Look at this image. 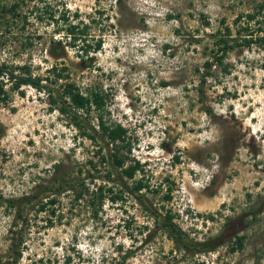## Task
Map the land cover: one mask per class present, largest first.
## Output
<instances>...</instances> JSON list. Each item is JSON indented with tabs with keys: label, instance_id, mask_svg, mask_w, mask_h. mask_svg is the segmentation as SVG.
<instances>
[{
	"label": "rangeland",
	"instance_id": "374dc122",
	"mask_svg": "<svg viewBox=\"0 0 264 264\" xmlns=\"http://www.w3.org/2000/svg\"><path fill=\"white\" fill-rule=\"evenodd\" d=\"M14 3L28 17L24 30L2 13ZM67 10L88 25L87 43L102 41L100 51L59 43L64 34L48 15ZM224 36L234 49L221 66ZM263 38L264 0H0V61L41 76L67 68V82L102 93L104 121L128 131L131 151L116 144L124 168L143 167L124 177L101 133L82 136L32 87L10 93L0 103V264H264ZM82 115L97 132L99 112ZM34 194L56 204L38 212V202L23 200ZM167 215L194 243L219 234L226 242L179 251L162 228ZM239 237L242 249L231 252Z\"/></svg>",
	"mask_w": 264,
	"mask_h": 264
},
{
	"label": "trees",
	"instance_id": "16d2710c",
	"mask_svg": "<svg viewBox=\"0 0 264 264\" xmlns=\"http://www.w3.org/2000/svg\"><path fill=\"white\" fill-rule=\"evenodd\" d=\"M21 5L20 3H14L11 7L3 8L2 13L11 14V18L15 19L20 18V22L24 23L22 29H25V25L28 22V17L26 15H21L20 11ZM56 13H49V22L54 23L57 26L56 33H63L65 41H59V43H65L72 48H77L79 52H82L80 55H89L90 53H97L102 48V41H97L95 45H91L87 43L88 38V25H84L83 21H80V15L78 13H74L71 17L70 11H65L60 15L56 16ZM42 19V18H41ZM40 19V20H41ZM77 21V22H75ZM208 24V23H207ZM227 34H230V28H227ZM81 42L84 43L83 46H80ZM253 40H246L245 45L251 46ZM264 42V38L262 39ZM219 45L221 46L216 60L219 65L224 66V60L228 53L234 49L233 45H230L229 41L225 39V36L221 38L219 41ZM208 66L209 63H207ZM68 69H58V67L52 68L48 74L49 76H41L34 75L28 65H19L14 63H9L8 61H0V103L8 104L10 100V93L17 92L19 95H24V91L22 88L29 86L34 88L39 93L47 94L50 98V104L58 108L59 112L62 115L69 117L79 130L82 131V136L88 137L91 140H95V133H101L104 140H106V145L117 149V153L112 155L114 159V166L116 168H122V174L124 177L133 180L138 172H140L143 167L139 162H135L134 165H131L127 168H124V159L118 156V149H122L116 144L118 142L122 143V147L126 148L128 146V151H131L130 145H126L127 134L128 131L121 125L117 124H109L104 121L103 115L100 113L106 106V97L99 93L96 90H87L85 93L78 87L75 83L67 82L70 79V75L67 73ZM224 73H229L228 67H223ZM211 71H208L205 74V79L210 76ZM53 76V77H51ZM61 81H66L64 85H61V92L54 93V91L50 88L51 84H59ZM208 114H211L210 109H206ZM93 112H99L97 116V132L96 129L91 125L87 127L83 123L82 114H84L87 119L91 116ZM94 132V134L92 133ZM105 159L104 157L102 158ZM59 168V167H57ZM134 189L137 192H141L146 188V185L142 180L135 181ZM72 190H75L76 199L83 198L84 189L82 191H77L76 187H72ZM43 189V188H42ZM46 189V188H45ZM118 197L117 195H113L111 199L116 201ZM105 192L104 188L101 186L97 190L96 198L91 200L90 203L93 207H95V215L98 214V208H102L105 202ZM28 203L38 202V212H44L47 205L56 204V200L46 197L47 203L43 202V199H40L38 194H34L33 196H27L23 199ZM38 200V201H37ZM55 215V211L51 213V215L46 219L45 222L49 224V226H53L54 222L52 217ZM18 218H22V215L19 213ZM212 218V217H210ZM162 228L164 232L167 234L168 238L177 246V250L183 251L186 254H202L216 251L219 247H221L226 241L223 234H219L215 238L204 241L201 243H194L193 240H190L188 234L183 231L180 227L175 225L171 215H167L163 220ZM243 237H239L235 244L231 246V252H236L237 250H241L243 247ZM231 243V242H230ZM23 238L19 241L18 245L22 246ZM233 245H236L233 246ZM22 251L20 250L18 253V258H21Z\"/></svg>",
	"mask_w": 264,
	"mask_h": 264
}]
</instances>
